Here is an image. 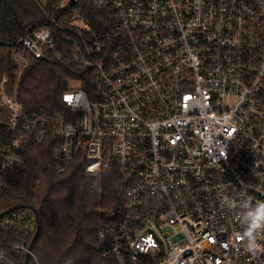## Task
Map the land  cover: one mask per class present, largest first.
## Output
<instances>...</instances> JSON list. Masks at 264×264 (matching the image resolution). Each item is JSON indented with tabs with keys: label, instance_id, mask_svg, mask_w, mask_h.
<instances>
[{
	"label": "built area",
	"instance_id": "obj_1",
	"mask_svg": "<svg viewBox=\"0 0 264 264\" xmlns=\"http://www.w3.org/2000/svg\"><path fill=\"white\" fill-rule=\"evenodd\" d=\"M74 1L24 28L17 81L0 79V167L52 139L61 174L79 163L119 177L99 230L105 264H264L245 247L240 206L264 202V0ZM47 55L83 77L61 112L28 116L19 79ZM0 228L20 235L0 243V264H23L10 250L38 262L32 209Z\"/></svg>",
	"mask_w": 264,
	"mask_h": 264
},
{
	"label": "trees",
	"instance_id": "obj_2",
	"mask_svg": "<svg viewBox=\"0 0 264 264\" xmlns=\"http://www.w3.org/2000/svg\"><path fill=\"white\" fill-rule=\"evenodd\" d=\"M62 1L49 0L44 9L37 0H0V79L9 77L11 85L17 81L14 52L22 48V27L47 26L48 10L53 12ZM82 74L71 63L51 55L32 60L19 79V99L26 114L61 112L65 107L63 94ZM53 149L52 139L43 145L28 141L22 151L24 164L9 170L0 167V215L14 207L38 212L41 231L33 246L38 262L29 258L27 264H105L99 230L104 216L120 203L121 180L116 176H88L79 163L61 174L53 160ZM35 235L29 238V246ZM19 239L15 232L0 228L1 244L13 245ZM9 253L26 264V254Z\"/></svg>",
	"mask_w": 264,
	"mask_h": 264
},
{
	"label": "clouds",
	"instance_id": "obj_3",
	"mask_svg": "<svg viewBox=\"0 0 264 264\" xmlns=\"http://www.w3.org/2000/svg\"><path fill=\"white\" fill-rule=\"evenodd\" d=\"M240 206L246 209L243 216L244 234L242 239L246 242L245 247L248 251L264 250L257 243L258 234L264 230V202L252 205L247 199L240 200Z\"/></svg>",
	"mask_w": 264,
	"mask_h": 264
},
{
	"label": "water",
	"instance_id": "obj_4",
	"mask_svg": "<svg viewBox=\"0 0 264 264\" xmlns=\"http://www.w3.org/2000/svg\"><path fill=\"white\" fill-rule=\"evenodd\" d=\"M71 3L72 4H75V1L74 0H71ZM22 29H23V33H24V28L22 27ZM20 44H21V42H20ZM19 207H14V208H11L10 210H8L6 213H3L2 215H0V219L2 218V217H4L5 215H7V214H9L10 212H12V211H15L16 209H18ZM28 209H30V208H28ZM34 212H35V215H36V220H37V233H36V235H35V237H34V239H33V241H32V243H31V245H30V247H29V250L31 251V250H33V246H34V243H35V241L37 240V238H38V236H39V234H40V219H39V214H38V212L36 211V210H33ZM29 254L27 255V262H26V264L28 263V260H29Z\"/></svg>",
	"mask_w": 264,
	"mask_h": 264
},
{
	"label": "rangeland",
	"instance_id": "obj_5",
	"mask_svg": "<svg viewBox=\"0 0 264 264\" xmlns=\"http://www.w3.org/2000/svg\"><path fill=\"white\" fill-rule=\"evenodd\" d=\"M37 2L41 5V6H43V7H45V6H48V2H49V0H37ZM73 87H78L79 85H80V82L79 81H77V80H75L74 82H73ZM72 89H74V88H72Z\"/></svg>",
	"mask_w": 264,
	"mask_h": 264
},
{
	"label": "snow or ice",
	"instance_id": "obj_6",
	"mask_svg": "<svg viewBox=\"0 0 264 264\" xmlns=\"http://www.w3.org/2000/svg\"><path fill=\"white\" fill-rule=\"evenodd\" d=\"M66 99H69V100H71V97H66Z\"/></svg>",
	"mask_w": 264,
	"mask_h": 264
}]
</instances>
